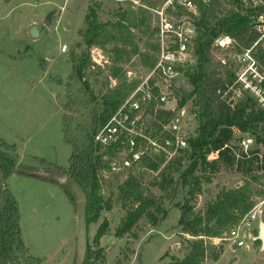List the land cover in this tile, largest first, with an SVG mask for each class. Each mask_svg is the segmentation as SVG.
<instances>
[{
  "label": "rangeland",
  "instance_id": "374dc122",
  "mask_svg": "<svg viewBox=\"0 0 264 264\" xmlns=\"http://www.w3.org/2000/svg\"><path fill=\"white\" fill-rule=\"evenodd\" d=\"M162 2L0 0V61L5 66L0 68L4 74L0 118H9H6L8 127L0 125V139L15 146L21 163L17 161L20 171L21 168H33L30 172L33 176L16 174L5 181L17 202L21 239L28 249L20 257V264H38L36 259L40 260L39 264H79L78 251L84 242L89 246L88 264H171L188 254V242L195 240V237L182 233L177 225L180 217L177 204L183 201L185 195L180 185V171L172 175L173 184L166 191L150 185L158 182L159 177L145 175L143 181L145 188H149L147 193L157 198L165 218L162 220V214H159L156 225L152 226L146 217H142L120 238L116 236V231L121 228L128 209L132 207L130 203L123 204L118 198L117 185L127 177L126 172L98 170L101 195L105 200L111 199V208L99 211L96 222L85 226L83 231L78 229L75 204L68 200L60 187L51 183L62 182V174L52 172L41 164V160H44L64 169L69 167L72 148L63 139V114L69 116L78 144H85L91 125V111L94 109L101 116L102 98L117 85V78L125 76L127 82L139 85L150 71L138 55L132 56L129 61L123 58V63L114 65L113 57L109 54L111 47L107 46L104 50L84 44V18L88 8L95 9L102 23L114 22L118 12L130 9L138 20L144 18L140 30L131 29L133 43L140 53L156 61L157 38L153 10L160 7ZM253 2L259 4L258 0ZM140 10L144 13L141 14ZM146 25L148 28L144 33ZM32 28L37 30L35 35L31 33ZM127 51H130V47ZM82 53L88 54L91 61L82 73V80L89 85V94L86 95L77 93L78 88L83 86L82 81L69 80L72 73L71 58H79ZM215 56L230 70H235L231 52L221 49ZM115 69L119 71L113 77ZM222 76L225 81L233 78V75ZM14 94L15 101L10 102L7 98ZM90 94L94 97L93 101ZM69 98L72 106L68 111L63 106ZM11 113L14 116H10ZM189 130H193V126H189ZM234 138L230 144L240 149L239 138L241 140L244 135L235 131ZM259 149L264 154V146H259ZM208 159L211 160L212 156ZM184 162L189 163L186 156ZM210 176L211 182L202 185L201 193L193 202L194 212L201 216L207 203L214 201L221 189L241 186L245 180L241 173L223 168ZM254 187L257 191H264V177ZM167 193L171 194L170 198L166 196ZM254 202L261 214L253 221L252 227L243 232L244 246L236 248L230 240H225L229 230L217 241L205 238L216 252L222 253L217 261L208 259L204 264H264V251L255 243L259 221L264 223V194L257 195ZM93 216L94 212L90 213V217ZM103 222L107 223V228L96 247L93 238Z\"/></svg>",
  "mask_w": 264,
  "mask_h": 264
},
{
  "label": "trees",
  "instance_id": "16d2710c",
  "mask_svg": "<svg viewBox=\"0 0 264 264\" xmlns=\"http://www.w3.org/2000/svg\"><path fill=\"white\" fill-rule=\"evenodd\" d=\"M144 1L148 4L152 0ZM192 1L196 6V14L188 13V15L198 32L195 45L196 60L187 75L188 88L182 90L180 106L191 103V110L196 115V132L188 139L186 151L162 169L161 162L147 164L152 170L160 169L157 175L159 181L152 182L151 186L166 191L168 186L173 184L172 175L180 171V185L185 191L183 201L177 204L180 210L177 225L182 233L195 237V240L188 242V254L171 264H204L208 259L217 261L222 252H216L212 244L204 239L220 238L255 206L254 198L264 194V191H257L254 187L264 177V154L259 149V146H264V109L247 96L230 102L221 100L216 95V89L225 81L222 75L229 77L234 73L227 65L222 64L221 59L216 58L215 54L221 49L214 46L215 40L222 36L233 39L238 49L249 48L256 42L260 37L257 24L259 17L264 13V0H258L259 4H254L253 0L244 2L209 0L207 3L201 0ZM140 13L143 14L144 11L140 10ZM182 13L186 12L182 11L179 15ZM117 16L114 22L102 23L98 20L95 9L88 8L84 18L86 26L84 44L87 47H99L104 50L107 46L111 47L109 54L113 57L111 59L114 65L123 63V58L129 61L132 56L138 55L142 59V64L151 70L156 61L138 51L137 45L133 43L134 36L131 31L133 28L140 30L144 18L138 20L131 9L122 10ZM147 28L146 25L144 33ZM128 47L130 51H127ZM257 58L264 66V51L260 47ZM71 62L72 73L69 80L82 81L83 86L78 88L77 93L89 94V85L82 80L83 70L91 64L89 55L82 53L79 58L72 57ZM118 71L119 69H115L113 77H116ZM117 80V85L102 98L101 116H98L94 109L91 111V125L85 144H78L69 122L70 118L67 114H63V139L72 148L69 167L64 169L41 160V164L48 170L62 174V182L51 183L60 187L75 207L78 202L75 187L81 188L86 199V226L96 222L99 211L111 208V199L105 200L101 195L98 176V170H110V164L109 160L103 159L104 154L98 153V149L93 145V134L138 86L136 82H127L125 76H120ZM90 97L93 101L94 97L91 94ZM71 106L72 102L69 98L63 107L69 111ZM235 131L252 137L258 148L247 155L243 154L237 146L230 144L233 139L235 140ZM215 153L217 157L209 160L208 157ZM185 156L189 160L188 164L184 162ZM17 161L15 146L0 139V171L4 180V192L0 203V264H20V257L28 252L21 239L18 205L6 187L5 181L9 176L16 174L33 176L30 173L33 168H21L20 171ZM221 168L241 173L245 176L243 184L229 190L221 189L215 200L207 203L203 216L196 214L193 204L196 196L201 193L203 184L211 182L210 175L220 171ZM144 177L142 174H128L117 185L119 200L123 204L132 205L121 228L116 231L117 237L121 238L142 217H146L149 225L155 226L158 215L162 214L157 198L147 193L149 188H145ZM166 196L170 198L171 194L167 193ZM92 212L94 216L90 217ZM164 218L165 213L162 214V220ZM106 228L107 223L103 222L97 229L93 238L96 247L105 235ZM255 243L260 245L259 240ZM88 251L87 243L82 264H88ZM36 260L39 264L40 260Z\"/></svg>",
  "mask_w": 264,
  "mask_h": 264
},
{
  "label": "built area",
  "instance_id": "2783aa9c",
  "mask_svg": "<svg viewBox=\"0 0 264 264\" xmlns=\"http://www.w3.org/2000/svg\"><path fill=\"white\" fill-rule=\"evenodd\" d=\"M182 11L186 13L179 15ZM153 13L157 38L155 65L93 134V145L104 154L103 159L109 160L110 170L124 171L127 175L157 176L160 169L152 170L147 164L161 162L162 169L186 151L188 139L196 132L191 103L180 106L187 75L196 60L198 32L188 15L196 14V6L192 0H165ZM259 22L260 37L249 48L235 49V41L226 36L215 40L217 47L231 52L235 66L233 79L224 81L216 89V95L230 102L247 96L264 109V66L257 58L258 47L264 51V13ZM239 147L245 155L258 148L247 135L239 141ZM211 156L215 159L217 154ZM259 214L261 211L254 206L229 229L225 240H230L236 248L243 247L242 234L252 227Z\"/></svg>",
  "mask_w": 264,
  "mask_h": 264
},
{
  "label": "water",
  "instance_id": "95a60500",
  "mask_svg": "<svg viewBox=\"0 0 264 264\" xmlns=\"http://www.w3.org/2000/svg\"><path fill=\"white\" fill-rule=\"evenodd\" d=\"M49 20H47V23H48ZM31 33L32 34H36L37 33V30L32 28L31 29ZM185 88L187 89L188 88V85L185 84ZM173 106V103L171 102L170 104V108ZM3 192H4V180H3V177H2V174H1V171H0V203H1V200H2V196H3ZM75 192H76V195H77V199H78V202H77V206H76V209H77V221H78V229H83V231H85V207H86V199H85V195L83 193V191L81 190L80 187H75ZM256 240H259L260 241V249L261 251H264V223L263 222H260V228H259V232H258V235L257 237H255V241ZM86 245L87 243H83L81 246H80V249L78 251V257H79V264H82V261L84 259V256H85V251H86Z\"/></svg>",
  "mask_w": 264,
  "mask_h": 264
},
{
  "label": "crops",
  "instance_id": "0c3cea01",
  "mask_svg": "<svg viewBox=\"0 0 264 264\" xmlns=\"http://www.w3.org/2000/svg\"><path fill=\"white\" fill-rule=\"evenodd\" d=\"M2 65H3V64H2ZM2 65H1V61H0V68L3 67ZM4 67H5V66H4ZM4 67H3V68H4ZM3 76H4V74H3L2 72H0V94L3 93V90H2V88H3V83H2V81H3V80H2V79H3ZM15 95H16V94H14V95H12V96H10V97H8V98L5 96V98H7L10 102H13V101H15ZM1 101H2V98L0 97V102H1ZM9 111H10V110H9ZM10 112H11V111H10ZM8 115H9V114H8ZM10 116H14V114L11 113ZM6 118H7V117H4V116L0 118V125L2 124L3 127H8V126H6ZM13 118H15V117H13ZM7 119L9 120V118H7ZM7 122H8V121H7ZM10 122H11V121H10ZM11 126H15V125L12 124ZM15 128H16V127H15ZM18 164H21L20 161H19V159H18ZM13 176H15V175H11V177H13ZM260 222H262V221H261V220L259 221V224H258V225H259V228H260ZM257 232H259V229H257Z\"/></svg>",
  "mask_w": 264,
  "mask_h": 264
}]
</instances>
